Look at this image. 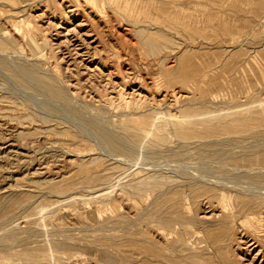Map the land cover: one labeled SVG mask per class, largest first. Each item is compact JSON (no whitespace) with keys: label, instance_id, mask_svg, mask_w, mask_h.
<instances>
[{"label":"rangeland","instance_id":"obj_1","mask_svg":"<svg viewBox=\"0 0 264 264\" xmlns=\"http://www.w3.org/2000/svg\"><path fill=\"white\" fill-rule=\"evenodd\" d=\"M0 264H264V0H0Z\"/></svg>","mask_w":264,"mask_h":264}]
</instances>
